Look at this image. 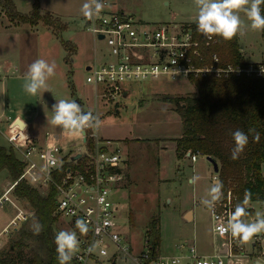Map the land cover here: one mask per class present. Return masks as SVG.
Masks as SVG:
<instances>
[{"label": "rangeland", "instance_id": "374dc122", "mask_svg": "<svg viewBox=\"0 0 264 264\" xmlns=\"http://www.w3.org/2000/svg\"><path fill=\"white\" fill-rule=\"evenodd\" d=\"M84 1L78 0L79 12L73 11L70 13L72 15L62 18V22L67 24L66 29L60 30L62 23L52 19L54 24L52 29L53 31L56 29L54 34L51 28L48 29L42 22L32 33L29 26L15 30L11 47L5 46L14 49H12L16 55L14 62L19 66L26 64L28 68L38 58L54 61L56 74L49 78L47 82L49 91L44 92L42 96L27 94L22 87L24 79L13 77L7 85L6 99L9 108L14 112L24 113L26 118L30 112V116L33 117L39 109V115L27 131L31 139L42 145L47 134H53L56 139H60L57 142L58 147L61 146L62 151L68 153L78 151L80 147L84 148L83 140L70 135V138L68 136L62 138L63 133L70 132L50 122L52 106L60 99L83 102V111H87L86 114L89 111L92 113L91 121L95 122V131L100 140L110 141L109 150L118 151L123 158L124 164L121 167L124 179L119 182L118 190L111 198L122 206L123 213L130 216L131 225L127 226V231L133 254L139 255L143 251L145 239H153L148 231L155 219L159 220L160 242L157 246L159 253L176 255L175 245L195 239L198 249L203 254H210L213 251L211 247L219 243H212L210 204L206 202L211 200L209 189L215 182L214 176L218 173L206 156L199 155L196 162H192L190 156L182 159L177 157L174 138L182 135L183 126L180 116L175 111V105L169 100L196 94L197 89L186 80L176 82L161 78L127 83L129 93L113 102H107L100 97L96 99L95 87L86 79L87 67L94 64L96 59L99 63L107 62L111 55L107 42L97 39L88 30L87 19L81 13ZM107 1L110 10L115 12L124 10L126 14L133 15L145 24L177 23L187 26L188 23L195 22L198 12L194 0ZM240 15L247 24L244 14ZM239 36L240 49L250 51V55L247 56L249 61L264 60L262 32L248 28ZM63 43H68L67 48ZM72 44L77 46L75 50ZM5 47L0 46V55ZM26 72L27 70L24 73ZM3 100L5 97L0 84V115ZM2 120L0 144L10 147L3 135L9 127L10 120L6 116H3ZM133 136L137 138L131 139ZM159 137L166 139H158ZM193 175L200 176L194 184L191 183ZM8 182L11 183L12 178L1 171L0 195L7 188ZM11 197H14V193ZM22 203L23 201H20L21 205ZM251 206L253 211L245 218L246 222H253L256 213H264V202H252ZM190 209H195L194 222L183 219V213ZM14 214L15 210L9 203L0 207V230ZM66 222L68 220H59L56 229L66 230ZM33 223H36V220L30 219L23 228L32 230ZM13 237L14 234L3 250V258ZM113 251L115 248L111 246L110 252ZM245 252L247 256L243 257L242 264H255V261L264 264V235H255L246 241ZM121 254L117 264H134L128 255Z\"/></svg>", "mask_w": 264, "mask_h": 264}, {"label": "built area", "instance_id": "2783aa9c", "mask_svg": "<svg viewBox=\"0 0 264 264\" xmlns=\"http://www.w3.org/2000/svg\"><path fill=\"white\" fill-rule=\"evenodd\" d=\"M106 8L107 0L101 1ZM195 22L182 26L177 23L145 24L133 15L112 12L103 9L88 20V30L97 38L104 35L111 59L95 63L88 68L87 82L94 85L96 99L99 97L113 102L128 92L127 83L160 80H186L214 75L217 78L240 76L242 74L262 76L264 65L258 67L248 64L246 67L221 66L220 54L213 51L218 39H206L197 32ZM179 73L178 75L176 73ZM81 114H86L82 111ZM12 122L15 130L3 132L10 148L24 164L20 177L7 186L0 196V207L9 203L15 215L0 230V264L3 262V250L8 240L24 224L29 222L33 211L22 207L18 198L11 197L17 185L25 181L44 194L55 189V215L66 222V230H76V219H82L89 231L77 236L79 247L71 264H117L121 253L128 255L134 264H242L245 255L244 241L234 238L230 233L220 231L227 226V219L239 202V196L229 190L219 202L210 204L213 232L222 239L223 247L213 254L199 252L196 242L180 244L176 255H163L157 251L153 239L143 242V251L134 255L129 243L127 226L130 216L123 213L122 206L115 203L111 196L118 190V184L124 179L123 158L118 151L111 152L110 141L102 142L95 131V122L84 130V148L64 153L58 147L53 134H47L40 145L30 135ZM80 157L74 160V157ZM189 156L192 162L198 160V154ZM65 167V171L61 172ZM219 173L214 176L216 181ZM16 197V196H15ZM58 220V221H59ZM114 246L115 251L110 252Z\"/></svg>", "mask_w": 264, "mask_h": 264}, {"label": "trees", "instance_id": "16d2710c", "mask_svg": "<svg viewBox=\"0 0 264 264\" xmlns=\"http://www.w3.org/2000/svg\"><path fill=\"white\" fill-rule=\"evenodd\" d=\"M11 21L36 25L43 21L54 26L51 15H42L38 0L29 15L16 10L13 0H0ZM264 8V5L261 6ZM194 26L195 23L193 24ZM54 28V27H53ZM66 25L59 28L66 29ZM56 31V29H55ZM264 37V32H262ZM213 48L220 54L221 66L246 67L249 63L239 47V34L230 41L220 37ZM68 43H64L67 48ZM263 64H254L259 66ZM189 84L197 89L196 94L169 99L175 105L180 116L183 133L174 139L179 159L187 153L212 157L220 164L219 178L223 182L222 192L229 190L244 200L246 192L251 193L252 202H264V74L217 78L214 75L191 78ZM249 128L259 132V140L249 134V143L239 159L230 158L234 147L232 132L237 129L248 133ZM24 164L16 157L10 147L0 144V172L7 170L12 180L20 177ZM65 171V167L61 172ZM15 196L33 211L31 219L42 226V232L34 235L33 231L23 228L14 232L8 251L3 258L4 264H57L55 235L59 218L55 215V189L42 193L27 182H20L15 189ZM250 216L252 210L246 206ZM23 228V229H22ZM148 234L153 237L154 245L160 242L159 220L151 222Z\"/></svg>", "mask_w": 264, "mask_h": 264}, {"label": "clouds", "instance_id": "9594fccd", "mask_svg": "<svg viewBox=\"0 0 264 264\" xmlns=\"http://www.w3.org/2000/svg\"><path fill=\"white\" fill-rule=\"evenodd\" d=\"M198 8L195 25L198 33L206 39L220 37L225 41H230L238 34H243L248 28L252 31L264 32V0H194ZM104 8L101 0H91V3L85 2L81 7L82 15L88 20L99 14ZM241 13L247 19V24L241 19ZM90 31H95L90 28ZM261 71H264L262 69ZM56 74L55 62H49L46 59L38 58L32 62L24 76L23 90L31 95L37 96L49 91L48 80ZM179 74L178 72L176 73ZM51 123L60 126L62 129L72 134L83 135L84 130L90 126L92 113H82V106L75 100L60 99L52 106ZM249 134L253 139L259 140V132L249 128L248 133L241 129L232 132L234 147L231 149L230 158L239 159L244 149L249 143ZM200 179L199 175H193L191 183ZM223 182L217 179L209 189L211 200L207 204L219 202L223 196ZM251 193L246 192L244 200L236 204L234 211L227 219V226L222 225L220 231L230 233L234 238L241 241H248L255 235H264V213H256V219L253 222H246L243 217L249 215L246 208ZM32 231L34 235L42 232V226L36 222L33 223ZM75 229L79 230L81 235L89 231V227L82 219H76ZM76 230H60L55 235L56 259L57 264H71L73 256L79 247V239Z\"/></svg>", "mask_w": 264, "mask_h": 264}, {"label": "crops", "instance_id": "0c3cea01", "mask_svg": "<svg viewBox=\"0 0 264 264\" xmlns=\"http://www.w3.org/2000/svg\"><path fill=\"white\" fill-rule=\"evenodd\" d=\"M13 2L15 4L16 10L19 13L25 14V15H29L32 12V10H33V6H34V3H35V0H13ZM38 2H39V5H40V11H41L42 15L49 14V15H51V18H53L54 20L56 19V20L60 21L63 25H66V27H67V24L62 22V18L63 17H67L69 15H72L70 13H72L73 11H77V12L80 11V3L78 2V0H38ZM85 2L91 3V0H85L84 3ZM103 9H109V11H112V10H110L109 5L106 8H103ZM112 12H115V11H112ZM121 12L125 13L124 10L121 11ZM0 14H1L0 15V46H4V47L5 46L11 47L10 43H11V40L13 39V37H14L15 30L20 29L22 26H29L30 27V33H32L33 31H36L38 29L36 27L39 25V23H41V22L44 23L43 21H40L36 25H31L29 23H18L17 21L13 22L7 16V14H6L4 8L1 6V4H0ZM6 20H7L8 23H6ZM87 22H88V19H87ZM44 26L48 27V29L51 28L50 30H52V33L54 34L55 31H53L54 29H52L53 28L52 26H49V25H46V24H44ZM34 28L36 30H34ZM12 30H13V32H12ZM97 39H99V38H97ZM239 39H240V36H239ZM63 45H64V43H63ZM73 46H74L73 50H75V48L77 46H75V45H73ZM9 47L8 48L5 47L4 52L0 55V84L2 85V91H3L4 97H5V100H3V107H2V112H1L2 114L0 115V124L3 121L2 120L3 116H6L7 118H9V120H10L9 127L5 131L8 132V133H11V132H13L15 130V126L11 125L12 122L15 121L14 124H18L19 125L18 121L20 120V121H22L25 124V127H22L19 130H24L25 132H27L28 129H29V126L36 119V116L39 115L40 112H38L39 111V109H38L36 114L33 117L30 116L31 115V112H30V114L26 118L24 116V113L23 114L19 113V112L17 113V112H14L13 110H11L9 108L8 101L6 99L8 97L7 96V92H8L7 85L9 84V81L13 80V77L14 78L15 77H19V78L21 77L22 79H24V76L26 74L24 72L27 70V65L26 64L19 66V64L17 65L16 62H14L15 61V56H16L15 55V51H13L14 50L13 48H12L13 49L12 50ZM11 51H13L14 53L11 52ZM71 52H73V51H71ZM241 52H242L245 60H247L246 61L247 63L253 64V63H258V62L262 63L263 62V60L258 61V62H254V61L251 62V61H249L247 59L248 58L247 56L250 55V51H246V50L242 49ZM95 63H99L97 61V59L95 60L94 64ZM90 66L91 65H89L87 67V70H88V68ZM11 73H14V75H10ZM129 90H128L127 94L129 93ZM95 94H96V90H95ZM95 98H96V95H95ZM79 102H80V104L82 106V111H83L84 110V103L81 102V101H79ZM84 112L86 113L87 111H84ZM19 127H21V126L19 125ZM27 133H29V132H27ZM69 135L83 140V138L79 134H75L74 135L72 133H63L61 136H62V138L63 137L66 138L67 136L69 137ZM181 136H179V137H181ZM179 137H177V138H179ZM133 138L136 139L137 136L131 137V139H133ZM177 138H174V139H177ZM158 139H166V138L159 137ZM44 142L45 141H43L42 143H44ZM4 146L8 148V146H6V145H4ZM63 147H65V146H63ZM175 147H176V145H175ZM186 156H189V153H187ZM122 164H124V162H122ZM4 173L9 175L7 170H4V172L2 171V174H4ZM263 175H264V166H263ZM9 183L10 182H8L7 184L9 185ZM14 198H17V197L14 196ZM18 203L20 204V200L19 199H18ZM251 205H252V203H248V205H246V206L253 211V207ZM20 206L26 207L25 204H23V203H22V205L20 204ZM209 207H210V205H209ZM15 213H16V210H15ZM195 217H196L195 216V209H190V210H187L186 212L183 213V219L185 221H187V222H194ZM130 225H131V221H130ZM212 238H213V242L212 243L218 242L219 245H217V246L214 245L213 247H211V249L213 251L210 254H213L215 250H218L219 248L221 249V247H223L222 239L216 237L214 232H213V224H212ZM192 242H195V239L194 240H189L188 242H181V243L175 245V249L176 250L174 252L178 253L177 248H178V246L180 244H189V243H192ZM244 243L246 245V241ZM199 252L202 253L200 250H199ZM171 255L172 254H169L167 256H171ZM244 256H247L246 252H245ZM243 257H242V259H243ZM242 259H241V261H242Z\"/></svg>", "mask_w": 264, "mask_h": 264}, {"label": "water", "instance_id": "95a60500", "mask_svg": "<svg viewBox=\"0 0 264 264\" xmlns=\"http://www.w3.org/2000/svg\"><path fill=\"white\" fill-rule=\"evenodd\" d=\"M99 39H104V35H100ZM125 95H127V92L125 93ZM18 123L21 127H25V124L22 121L19 120ZM79 157L80 155L75 156L74 160L78 159ZM207 160H209V162L213 165L214 170L218 173L220 170L219 163L214 158L209 156L207 157ZM255 264H262V263L260 261H255Z\"/></svg>", "mask_w": 264, "mask_h": 264}]
</instances>
